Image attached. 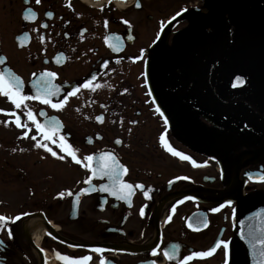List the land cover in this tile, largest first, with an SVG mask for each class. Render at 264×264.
I'll list each match as a JSON object with an SVG mask.
<instances>
[{
	"label": "flooded vegetation",
	"instance_id": "flooded-vegetation-1",
	"mask_svg": "<svg viewBox=\"0 0 264 264\" xmlns=\"http://www.w3.org/2000/svg\"><path fill=\"white\" fill-rule=\"evenodd\" d=\"M88 1L70 0L69 8V0H0V57L7 58L0 70L10 68L30 96L41 73L56 72L53 83L61 91L54 103L96 76L93 83L102 87L81 89L63 110L37 100L25 103L42 124L57 118L79 157L110 151L129 169L123 179L144 189H135L129 204L100 191L107 178L94 177L95 190L79 197L90 187L85 183L90 172L70 157L61 161L36 148L30 137H42L27 110L0 95V109L15 112L29 126L17 128L14 116L0 112V121H9L0 123V215L10 218L0 228V264H64L57 253L91 256L88 264H179L217 240L229 242V264H243L235 224L244 209L264 203V182L258 179L264 174V130L236 112L224 113L210 97L248 107L264 129V0L228 1L231 36L215 59L210 58L214 43L224 35L213 13L215 0H139V8L136 0L124 8L118 0H99L98 7ZM28 9L37 15L34 22L22 18ZM24 34L28 39L20 46L17 37ZM105 37H120L119 51ZM237 77L244 83L234 87ZM100 115L103 123L95 119ZM24 131L28 138H22ZM162 134L198 166L168 152ZM197 218L207 219V227L194 230ZM37 219L47 229L40 244L29 227ZM177 245L175 258L164 256ZM224 259L221 246L188 264H224Z\"/></svg>",
	"mask_w": 264,
	"mask_h": 264
},
{
	"label": "snow or ice",
	"instance_id": "snow-or-ice-1",
	"mask_svg": "<svg viewBox=\"0 0 264 264\" xmlns=\"http://www.w3.org/2000/svg\"><path fill=\"white\" fill-rule=\"evenodd\" d=\"M36 4H40L41 0H35ZM97 3H99V0H97ZM108 3L111 4L112 0H108ZM118 3L121 5H124L127 3V0H118ZM140 2L139 0H136V7L139 8ZM67 7L71 8V2L69 0V3L67 4ZM101 10L103 11V7H101ZM186 11V9H184ZM47 16L52 17L53 13L48 12L46 13ZM177 15H180V13H177ZM23 20L25 21H31L34 22L37 19V15L32 9H28L27 12L23 15ZM124 24L129 25V21L124 20ZM105 28L108 27V21H104ZM44 28H47L48 25L44 24ZM163 27V24L161 25ZM86 31V30H85ZM17 39L20 42V46H24V41L28 39V35L24 34L23 37H17ZM41 41H43L44 37H40ZM112 40L111 43L108 44V46L113 49V51H119L120 44H121V38L120 37H105V42L108 43L109 40ZM128 39H132L131 36L128 37ZM143 52V50H142ZM63 53L60 54L62 56ZM6 57H0V65L5 64ZM134 59H139L134 58ZM56 62L59 64L60 58L57 57ZM119 63V61H117ZM103 67L107 68L108 63L107 61L104 62ZM35 75V74H33ZM145 78H147V72L143 73ZM57 76L56 72L52 71H44L40 74V78L37 81L33 82L32 87L35 89L34 95H27L23 92L24 82L23 80L16 75L10 68H4L3 70H0V95H3L8 98V100L15 106L16 109H20L22 106L27 111L25 112V115L27 116L28 121H31L32 124L35 125L36 130L39 132L40 136L42 137V140H38L35 135L31 136L30 138L34 141L35 147L38 149H43L45 152L51 154L52 157L57 158L61 161H64L66 158L70 157L71 161L74 162L77 165H80L87 169L90 172V176L85 181L90 187L82 189L83 192H89L90 190H95V186L92 184V180L94 177H99L101 179L107 178L108 183L101 184L99 190L103 192H107L110 195L121 199L128 201L129 204H131L130 197L133 195L135 189H144L143 184H136L135 186L131 183H128L123 179V176L128 173L129 169L120 162L119 158L115 156L110 151H104L99 153L98 156L95 155H86L83 156V158L78 156V149L74 148L70 143H68L67 138L65 135L61 134V129L63 127L62 123L57 118H48L47 122L42 124L37 118L36 115L33 113V110L28 106L26 101L29 100H37L45 105H49L52 109L56 110H63V108L68 103V97L76 96L81 89H88L90 91L95 92L97 89H100L102 85L100 83H93L97 78L96 76H92L90 79L86 80L84 83L75 86L71 91L67 92L63 99H61L59 102H53V97L57 96L60 93V87L59 85H56L53 83V79ZM244 83L243 78L237 77L236 78V84L242 85ZM124 92H127V89H124ZM149 96H151V91L148 93ZM154 102V100H153ZM106 107V106H104ZM161 116H164L163 111H161L160 107L157 106L155 109ZM0 112H4L5 115L14 116L15 120V126L17 128L22 129H28V123H22L21 118L19 115H17L15 112H5L4 109H0ZM40 115L46 116V113L41 112ZM98 122L103 123L104 122V116L100 115L95 118ZM0 123L5 124L7 126L9 124V121H0ZM131 123H136V121H131ZM122 124V121H121ZM165 124H167V118L165 117ZM30 131V129H29ZM29 131H24L22 134V138H28ZM131 131V129H129ZM160 142L161 144L166 148L168 152H170L173 156L179 157L182 160L191 161V163L194 166H198L197 162L193 160L190 156L184 154L183 152L177 151L174 147L171 146V144L167 141L166 135L160 136ZM116 144H121L122 141L120 139L115 140ZM50 144L56 145L59 151L54 150L53 147L49 146ZM63 153V154H61ZM95 162V164H94ZM180 179V178H178ZM183 179H188L187 177H184ZM249 179H252V176L249 175ZM258 179L262 182H264V174H261ZM69 195H72L71 192H69ZM60 197L64 196V193H59ZM145 196H147V192L145 191ZM187 199H192L191 197H188ZM79 202V197H77V203ZM183 201H180L182 203ZM231 204V201L228 202ZM223 207V206H221ZM213 212L219 211V208H213ZM172 212H175V208L172 209ZM23 215H28L27 213H24ZM140 215L144 216V209L141 208ZM10 218L0 215V228L4 226L5 223L8 222ZM21 216H16L14 220H20ZM169 220H171V216L168 217ZM196 228L194 230H199L201 227H207L208 221L207 219H200L197 218L196 220ZM189 228H193V224L189 222L188 224ZM8 235L11 236L12 232L11 230L8 231ZM51 235V234H49ZM251 238H246L244 236L243 231H241V238L247 239V243L249 244L254 264H264V228H261V235L259 237H256L254 235H251ZM2 243V241H0ZM223 246V249L225 251V259L224 264H229V257H230V249H229V242L224 240H217L213 247L206 251H199V252H192L190 255L183 257L181 261H179V264H188L189 261H192L194 258H205L210 257L213 255L218 249ZM179 246H174V250L172 252L165 251L164 256L167 257L169 260L175 258L176 251ZM43 251V249H41ZM95 252H103L104 249L102 248H95L93 249ZM157 254V250H153V255ZM58 259L64 262V264H88V262L92 259L91 256H83L80 258H74L68 255H62L60 253H57ZM46 259V258H45ZM100 264H105L104 260H101ZM152 264H155V261L152 262Z\"/></svg>",
	"mask_w": 264,
	"mask_h": 264
},
{
	"label": "water",
	"instance_id": "water-1",
	"mask_svg": "<svg viewBox=\"0 0 264 264\" xmlns=\"http://www.w3.org/2000/svg\"><path fill=\"white\" fill-rule=\"evenodd\" d=\"M228 1L229 0H215L213 13L218 16L220 26L224 29V35L214 43L213 51L210 56L212 59H215L217 52L221 50V46H225L227 35H229V37L231 36V27L228 20ZM209 64L210 63H206L204 65L203 72L205 75L209 72ZM210 98L217 107L224 111V113L236 112L249 123L264 130L261 126L262 122L248 107L239 103H224L212 96ZM83 193L85 192H81L79 197ZM261 228H264V203H259L255 206L244 209L238 215L235 230L242 243L243 264H254V261L247 239L241 238V231H243L246 238H251L250 234L259 237L261 235Z\"/></svg>",
	"mask_w": 264,
	"mask_h": 264
},
{
	"label": "bare ground",
	"instance_id": "bare-ground-1",
	"mask_svg": "<svg viewBox=\"0 0 264 264\" xmlns=\"http://www.w3.org/2000/svg\"><path fill=\"white\" fill-rule=\"evenodd\" d=\"M133 1L134 0H127L126 4L121 5V4L117 3V5L120 8H124V7H127L128 5L132 4ZM87 3H89L90 5L95 6V7L102 5V1H99V3H97V1H95V0L88 1ZM29 227L31 228L33 233L35 232L33 235L35 242L37 244H40L43 240V237L45 236V234L47 232L46 227L44 226V224L39 219L30 222Z\"/></svg>",
	"mask_w": 264,
	"mask_h": 264
},
{
	"label": "rangeland",
	"instance_id": "rangeland-1",
	"mask_svg": "<svg viewBox=\"0 0 264 264\" xmlns=\"http://www.w3.org/2000/svg\"><path fill=\"white\" fill-rule=\"evenodd\" d=\"M181 1H183V0H181ZM181 1H179L178 4H179ZM178 4H177V5H178ZM175 6H176V4H175ZM241 264H242V260H241Z\"/></svg>",
	"mask_w": 264,
	"mask_h": 264
}]
</instances>
